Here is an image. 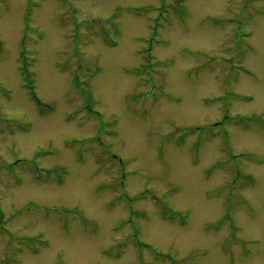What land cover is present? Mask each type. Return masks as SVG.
<instances>
[{"label": "rangeland", "instance_id": "1", "mask_svg": "<svg viewBox=\"0 0 264 264\" xmlns=\"http://www.w3.org/2000/svg\"><path fill=\"white\" fill-rule=\"evenodd\" d=\"M0 264H264V0H0Z\"/></svg>", "mask_w": 264, "mask_h": 264}, {"label": "flooded vegetation", "instance_id": "2", "mask_svg": "<svg viewBox=\"0 0 264 264\" xmlns=\"http://www.w3.org/2000/svg\"><path fill=\"white\" fill-rule=\"evenodd\" d=\"M112 156H113V157H116V155H115V154H112Z\"/></svg>", "mask_w": 264, "mask_h": 264}]
</instances>
